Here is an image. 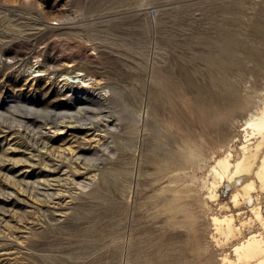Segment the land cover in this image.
<instances>
[{
  "label": "rangeland",
  "instance_id": "rangeland-1",
  "mask_svg": "<svg viewBox=\"0 0 264 264\" xmlns=\"http://www.w3.org/2000/svg\"><path fill=\"white\" fill-rule=\"evenodd\" d=\"M226 35L239 39L229 76L261 97L264 0H0V264H224L225 255L236 257L239 240L216 241L212 220L249 211L233 208L232 191L213 201L181 174L177 215V204L163 200L173 190L161 178L178 116L193 113L182 72L204 79V56L220 54L216 41ZM48 36L53 41L44 42ZM4 50L18 58L6 59ZM55 57V69L41 71ZM68 70L74 73L61 76ZM72 96L87 106L84 118L105 115L101 125L110 129H94L92 119L44 124L45 113L34 110L42 121L34 134L15 119L27 110L8 106L25 99L41 111L61 102L77 112ZM54 178L60 183L51 189L37 188ZM251 229L263 232L258 222Z\"/></svg>",
  "mask_w": 264,
  "mask_h": 264
},
{
  "label": "bare ground",
  "instance_id": "bare-ground-1",
  "mask_svg": "<svg viewBox=\"0 0 264 264\" xmlns=\"http://www.w3.org/2000/svg\"><path fill=\"white\" fill-rule=\"evenodd\" d=\"M45 28L48 29V33L54 30L49 25ZM50 41H53L50 36L45 37L44 42ZM216 42L219 44L220 54L204 56V60L206 59L210 65L209 72L204 79L197 78V70L192 71V74L182 72L183 76L185 75V82L182 85L186 93H190L189 100L193 113L191 117L189 114L184 117L180 116L181 118L178 116L177 133L176 136H172L175 137L173 139L175 144L164 153L166 163L161 178L167 179L173 191L170 195L172 198L164 197L163 200L169 202L171 206L181 200L177 193L182 180L181 174L189 178L190 184H196L201 191L206 190L205 193L208 194L210 200H218L221 193L232 191L233 208L242 211L246 207L249 211L212 217L215 224L216 236L214 238L216 241L220 242L216 239L217 235L225 239L223 243L225 245L230 241L239 240L234 248L236 257L231 258L225 255L224 264H264V205H261L264 202V90L261 97L252 95L247 91L246 85L242 84L244 88L241 89L238 81L229 76V69L239 64V61L231 56L234 46L239 43L238 37L226 35L217 39ZM245 48L246 52L253 57V49L250 46H245ZM3 56L12 60L18 58V55H13L9 50H4ZM80 56L81 52L71 55L72 58L77 59ZM59 58L55 57L52 63L51 61L44 62L41 71L51 73V69H55L59 64ZM7 67L10 66L7 65ZM71 73L74 72L68 70L61 76ZM72 91L68 92L72 93ZM71 100L77 107V112L72 110L71 104L61 102L51 103L48 109L41 111L37 109V104L25 99L17 100L15 105L8 106H13V110H17L18 106H23L27 110L25 116L15 119L26 125L27 129L34 134H37L35 129L42 123L36 117L34 121L32 117L34 113L31 112L34 110L45 113L41 115L44 124L52 122L58 125L59 122L65 123V118H74L80 122V125H85L86 123H82L83 120L92 119L90 125L94 129L101 127L110 129L109 122L101 125L105 115L95 114L93 117L84 118L89 113L87 106L78 103V98L73 96ZM196 124L201 127L197 129ZM35 141L43 147L48 145V142L39 136ZM79 157H83V154ZM54 182L60 183L56 178L41 180L37 182V188L39 185L52 188ZM261 199L263 201H260ZM180 208L181 205L177 204L172 209L177 214ZM221 208L227 212L233 211L232 206L228 204H223ZM245 212L250 215L243 216ZM169 213L173 214L172 211ZM256 222L262 227L263 232H255L251 229Z\"/></svg>",
  "mask_w": 264,
  "mask_h": 264
}]
</instances>
